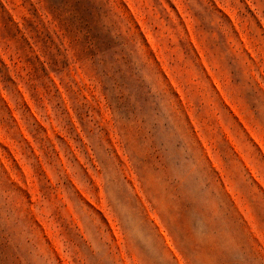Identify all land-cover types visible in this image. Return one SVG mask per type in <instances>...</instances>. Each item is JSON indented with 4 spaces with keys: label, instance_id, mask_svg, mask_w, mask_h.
I'll return each instance as SVG.
<instances>
[{
    "label": "rangeland",
    "instance_id": "obj_1",
    "mask_svg": "<svg viewBox=\"0 0 264 264\" xmlns=\"http://www.w3.org/2000/svg\"><path fill=\"white\" fill-rule=\"evenodd\" d=\"M0 264H264V0H0Z\"/></svg>",
    "mask_w": 264,
    "mask_h": 264
}]
</instances>
